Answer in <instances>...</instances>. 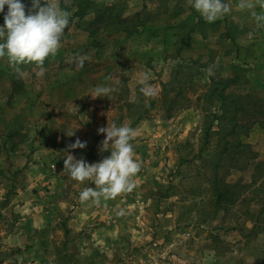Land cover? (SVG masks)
Segmentation results:
<instances>
[{
    "label": "rangeland",
    "instance_id": "374dc122",
    "mask_svg": "<svg viewBox=\"0 0 264 264\" xmlns=\"http://www.w3.org/2000/svg\"><path fill=\"white\" fill-rule=\"evenodd\" d=\"M21 2L28 14L31 0ZM47 2L69 11L70 24L44 75L34 62L18 73L0 57V264H264L259 0H227L231 12L212 23L188 0ZM98 8L131 19L135 32L117 33L107 18L95 25ZM145 74L151 98L139 90ZM236 77L226 93L241 110L228 136L230 113L216 119L220 102L206 96L211 78ZM97 86L113 91L95 98ZM108 122L136 130V186L100 206L81 203L80 191L95 185L63 173L64 158L109 156L98 133ZM77 138L87 146L69 149ZM222 190L236 202L218 201Z\"/></svg>",
    "mask_w": 264,
    "mask_h": 264
},
{
    "label": "clouds",
    "instance_id": "9594fccd",
    "mask_svg": "<svg viewBox=\"0 0 264 264\" xmlns=\"http://www.w3.org/2000/svg\"><path fill=\"white\" fill-rule=\"evenodd\" d=\"M190 6L209 23L215 22L231 12L227 0H188ZM264 7V0H259ZM4 24L0 26V57H6L10 66L16 67L20 73L21 64L35 63L39 67L36 75L43 76L44 61L49 56H55L61 47L65 30L70 24V12L58 4L43 0H31V9L25 12V4L21 0H0V13H4ZM241 8H252L248 0H241ZM257 21H264V15L256 16ZM89 59L87 55L78 56L74 63L83 68ZM209 75L212 68H208ZM140 92L146 98L154 97L155 87L149 83V76L145 74L140 81ZM113 89L108 86H97L96 97H109ZM98 133L105 134L101 142L100 152H110L99 162L89 163L85 159H77L68 154L64 158V171L78 182L89 181L95 187H86L79 193L81 203L91 202L100 206L102 201L114 199L122 193L131 192L135 188L134 177L141 170V162L135 158V151L131 141L136 136V130L127 124L109 123L107 127L98 129ZM73 136L74 131L67 133ZM86 141L79 138L68 145L69 149H84ZM123 211L117 215H123Z\"/></svg>",
    "mask_w": 264,
    "mask_h": 264
},
{
    "label": "trees",
    "instance_id": "16d2710c",
    "mask_svg": "<svg viewBox=\"0 0 264 264\" xmlns=\"http://www.w3.org/2000/svg\"><path fill=\"white\" fill-rule=\"evenodd\" d=\"M41 3L43 4V2L41 1ZM114 8H107V9H97L95 11V21L94 24L95 25H103L105 26V23L107 22V20H105L106 18L108 19V21L111 23V25H113V23H115V25L118 27V30L116 31L117 33L120 32H124L126 33L128 36L132 35L135 31L133 30V28L131 27V19H125V18H117L116 16H114ZM81 13L79 14L80 16L82 14H85V8L81 7L80 8ZM27 15V14H26ZM4 22L2 24H0V26H3ZM110 25V24H108ZM211 87L212 90H210V92L207 94L206 98H208L210 100V102L215 101H219L220 102V108L219 111L222 113L221 116L218 115V117L216 116V119H227V113H230V116L228 118H230V122L232 123V130L230 132V135L235 133V129L237 128V123H236V116L231 115L232 112H238L241 110V107L238 104V100H234L232 95L227 94L226 92L229 90V88H231L233 85H237L238 84V77L236 78H231V79H227V80H221V81H216L214 80V78H211ZM220 86L222 87L220 89ZM230 100V104L231 105H227V101ZM235 107L232 111H230V107ZM261 117L264 119V112L260 113ZM227 136V134H226ZM207 137H210V133L207 134ZM228 143V142H227ZM224 151H226V148L224 149ZM236 196V195H235ZM233 195L231 193L230 190H222L219 192L218 194V201H222L227 199V202H230L231 204L236 202V199H233Z\"/></svg>",
    "mask_w": 264,
    "mask_h": 264
}]
</instances>
